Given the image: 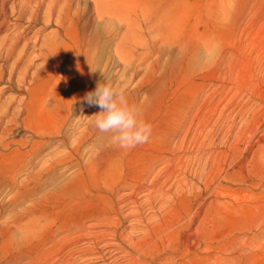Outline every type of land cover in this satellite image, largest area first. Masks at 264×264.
<instances>
[{"label": "rangeland", "instance_id": "1", "mask_svg": "<svg viewBox=\"0 0 264 264\" xmlns=\"http://www.w3.org/2000/svg\"><path fill=\"white\" fill-rule=\"evenodd\" d=\"M185 2L138 83L155 87L140 109L149 140L109 174L90 166L89 144L83 170L61 168L58 183L82 194L62 197L57 220L71 230L47 244L40 264H264V0ZM107 39L100 70L113 54Z\"/></svg>", "mask_w": 264, "mask_h": 264}, {"label": "bare ground", "instance_id": "2", "mask_svg": "<svg viewBox=\"0 0 264 264\" xmlns=\"http://www.w3.org/2000/svg\"><path fill=\"white\" fill-rule=\"evenodd\" d=\"M184 5L185 0H0V83L6 82L0 88V264H38L47 244L71 230L58 222L57 209L64 195L82 193L79 184L58 181L64 166L83 170L86 144L90 166L104 174L133 159L111 134L96 129L99 109L84 97L98 82H111L140 112L143 96L155 90L138 86L152 73L146 62L171 42ZM96 22L114 26L102 32ZM52 24L57 28L45 35ZM105 37L113 54L100 70L95 57ZM132 84L138 87L130 89ZM7 90L19 94L3 99ZM89 219L86 214L72 225L81 232Z\"/></svg>", "mask_w": 264, "mask_h": 264}, {"label": "clouds", "instance_id": "3", "mask_svg": "<svg viewBox=\"0 0 264 264\" xmlns=\"http://www.w3.org/2000/svg\"><path fill=\"white\" fill-rule=\"evenodd\" d=\"M84 102L99 109L93 115L94 126L100 133L111 134L112 142L119 147L131 149L149 140L152 127L138 108L129 103L124 89L100 81L94 91L86 94Z\"/></svg>", "mask_w": 264, "mask_h": 264}]
</instances>
